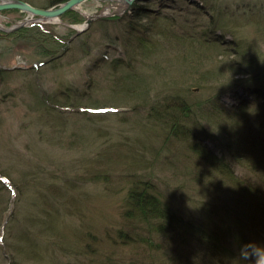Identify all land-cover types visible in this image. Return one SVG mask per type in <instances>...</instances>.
Wrapping results in <instances>:
<instances>
[{
	"label": "rangeland",
	"instance_id": "374dc122",
	"mask_svg": "<svg viewBox=\"0 0 264 264\" xmlns=\"http://www.w3.org/2000/svg\"><path fill=\"white\" fill-rule=\"evenodd\" d=\"M21 1L48 9L67 0L50 7L47 0ZM133 5L142 6L148 15L132 25L129 13L119 14L124 6L117 0H86L66 21L55 23L38 22L17 9L0 11V26L5 29L27 22L10 32L34 22L54 26L52 32L61 38L55 39L47 29L27 32L23 39L28 42L45 48L53 41L66 42L65 49L58 47L65 53L58 61L36 66L43 59L32 42L24 44L22 38L13 40L0 31V69L6 71L0 78V264L191 263L185 246L170 231L156 235L150 230L154 221L135 203L139 180L149 182L151 193L170 210L209 229L230 228L227 240L241 246L264 247V239L241 227L237 230L236 219L224 211L220 199L227 201L236 188L223 184L217 194L223 178L168 124L149 119L156 106L153 100L173 94L169 82L177 83L182 97L188 96L184 89L197 83L202 72L228 77L226 66L232 58L220 56L214 47L167 38L161 31L220 36L234 44L243 39L248 43L243 50L250 53L239 62L254 53L252 58L261 61L264 0H136ZM96 12H100L96 20L123 16L115 23L93 19L86 27V15ZM77 14L83 20L70 23ZM68 29L84 30L72 38ZM81 41L89 43L90 54H82ZM116 58L120 64L110 65ZM128 61L131 68L124 66ZM253 86L260 83L254 81ZM236 90L244 95L242 89L220 95L215 91L219 103H214L235 112L230 106L238 105ZM61 94L76 107L88 109L58 110L44 104L46 96L61 99ZM194 131L196 138L205 137L201 129ZM203 143L223 157L244 184L264 191L263 183L219 142Z\"/></svg>",
	"mask_w": 264,
	"mask_h": 264
},
{
	"label": "trees",
	"instance_id": "16d2710c",
	"mask_svg": "<svg viewBox=\"0 0 264 264\" xmlns=\"http://www.w3.org/2000/svg\"><path fill=\"white\" fill-rule=\"evenodd\" d=\"M47 1L46 4L48 5L46 7H50V5L61 3L65 0ZM71 13L72 10L61 16L60 20H65ZM127 13L132 16L129 25L134 23L138 24L148 15V11H144L142 6L133 5L124 13V16L114 15L110 18L95 20L99 22L115 23L121 21L122 16H127ZM81 20H83V18L77 14L76 21L72 20L70 23L79 22ZM153 22L154 21L150 24L151 27L153 26ZM143 25V30H146L147 24ZM129 27L132 29V26ZM47 29H49L52 37L61 39L52 32V29H55V27L48 24L32 23L15 32L3 33L10 35L14 40L15 38L23 39L28 37L27 32H48ZM87 31L88 30L83 32V34ZM183 31L185 32L186 29H183L181 32ZM68 32L70 34L73 33L71 36L72 38L80 35L71 29H68ZM169 32L168 30L161 31L162 35L167 38L214 47L216 51L218 49L220 56L226 58L231 56L230 62L228 64L225 63L227 64L226 68L229 72V76L224 77L223 72H213L211 69L208 75L202 72V76L196 81L197 83L190 84L187 89H184L187 91L186 94L188 95H183L184 97L181 96L182 94L176 85L177 83L169 82L170 84L167 85L170 88V93H173L171 94L172 96L169 95L168 97H164L161 99L163 102L159 100V97H155L156 99L153 101L156 106L151 110L149 119H156L168 124L177 138L184 141L189 146L190 150L198 157L203 158L209 164V168L214 174H219L223 178L225 182H221L222 184L218 190H216L217 194L218 191L221 192L224 185L225 187L226 185L229 187L232 185L233 188H236L235 194L227 201L220 199L224 203V206H226L224 211L236 219L237 230H241L239 228L241 227L255 235L256 238L264 239V191L258 189L257 185L248 184L246 181V184H244L243 180L234 174L233 169L224 158L214 154V152L203 143L204 140L207 139L219 142L221 147L224 148L238 165L246 169L257 182L260 181L264 185V59L261 61L259 59L254 60L252 58L255 56L254 53L250 59L239 62L244 56L249 57L248 55L250 53L249 51L243 50L245 44H248L243 39L234 44V42L222 41L220 36L211 38L201 35L202 37L199 38L197 35L191 33V31L190 34H185L186 36L183 34L178 36L175 32ZM84 39L86 40V38ZM22 41H24V44L28 43L30 45L32 42H28L26 39ZM53 43L57 46H54ZM60 43L61 45L53 41L45 48L40 46L39 43L35 45V43L32 42L35 49L39 51L38 56L40 59H43L38 61L36 66L44 65L47 61L54 63L58 61L60 56L65 54L60 52L58 47L63 45V47L65 46L64 49L66 48L65 41H60ZM86 44L89 43L85 41L80 42L79 49L82 51V54H90V52H92V49H89ZM118 60L120 61L118 58L112 59L109 63L110 65L118 64ZM125 64L124 66H126V68H131L133 66V63L130 61ZM36 66L35 68H37ZM30 69L33 68L31 67ZM4 72L6 71L0 69V78H3ZM254 81L260 83V86L254 88ZM233 89H242L244 93L243 96L238 97V105L230 106L235 107L236 111L230 112V110H222L218 104V95L229 90L233 91ZM195 90L197 91L194 92ZM215 91L216 94L217 92H219V94H213ZM64 93L69 94L68 91ZM196 95L199 97L191 99V96ZM59 96L61 99L55 96H46L43 102L48 107L57 108L58 110L62 108L80 111L88 109L76 107V105L69 102V97L67 95L64 96L61 94ZM145 99L149 100L150 98L148 99V97H145ZM214 100H217L218 103H214ZM202 121L208 124L206 127H213L214 129L210 128L209 131L208 128L203 126ZM196 129H201L200 133L205 137L200 136V138H196V131H194ZM137 184V190L134 192L136 193L134 196L135 203L146 218L148 217L150 221H154V225L151 221L153 228L150 230L156 235H164V230L167 229L173 236H176L177 242L185 246L184 249L185 252L187 251V259L190 261L192 260L189 264H192V262L193 264L197 262L200 264H250V262L236 260V256L238 257V255H236L238 253L237 250L241 248L242 243L227 240L228 232L231 231L230 228H226L224 231L215 227H211V229L206 228L207 226L205 227L191 219H187L165 206L158 197L151 193L150 190L152 187L149 182L139 180ZM212 189L214 188L212 187ZM155 222H158V224L156 225ZM30 248L33 249L32 246H30Z\"/></svg>",
	"mask_w": 264,
	"mask_h": 264
},
{
	"label": "water",
	"instance_id": "95a60500",
	"mask_svg": "<svg viewBox=\"0 0 264 264\" xmlns=\"http://www.w3.org/2000/svg\"><path fill=\"white\" fill-rule=\"evenodd\" d=\"M86 0H67L56 8H48V9H38L30 6L24 1L21 0H0V11L9 10V9H17L21 12L26 13L31 17H35L36 21L47 22V23H55L58 22L60 16L68 10H72L77 8L81 3ZM124 6V11L130 8L136 0H117ZM100 16V12H96L92 15H86V27L89 26L90 22L96 17ZM56 20V21H55ZM27 22L20 23L18 26L13 28H3L0 26V30L5 32H9L11 30L17 29L26 25ZM82 30H76L77 33H80Z\"/></svg>",
	"mask_w": 264,
	"mask_h": 264
},
{
	"label": "clouds",
	"instance_id": "9594fccd",
	"mask_svg": "<svg viewBox=\"0 0 264 264\" xmlns=\"http://www.w3.org/2000/svg\"><path fill=\"white\" fill-rule=\"evenodd\" d=\"M237 259L250 264H264V247L256 244L243 245Z\"/></svg>",
	"mask_w": 264,
	"mask_h": 264
},
{
	"label": "bare ground",
	"instance_id": "6f19581e",
	"mask_svg": "<svg viewBox=\"0 0 264 264\" xmlns=\"http://www.w3.org/2000/svg\"><path fill=\"white\" fill-rule=\"evenodd\" d=\"M26 14V13H25ZM28 21V20H27ZM56 21V20H55ZM23 23V22H22ZM235 96H236V98H238L240 95H238L237 94V92L235 93ZM11 186V185H10ZM12 187V186H11ZM9 189H11V188H9ZM13 190H14V188H12Z\"/></svg>",
	"mask_w": 264,
	"mask_h": 264
}]
</instances>
